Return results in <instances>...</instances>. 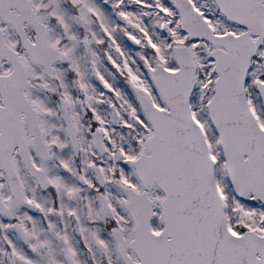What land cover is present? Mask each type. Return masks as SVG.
I'll return each instance as SVG.
<instances>
[{
    "label": "snow or ice",
    "instance_id": "6c2138e0",
    "mask_svg": "<svg viewBox=\"0 0 264 264\" xmlns=\"http://www.w3.org/2000/svg\"><path fill=\"white\" fill-rule=\"evenodd\" d=\"M0 264H264V0H0Z\"/></svg>",
    "mask_w": 264,
    "mask_h": 264
}]
</instances>
